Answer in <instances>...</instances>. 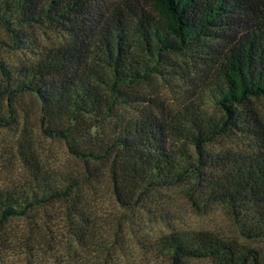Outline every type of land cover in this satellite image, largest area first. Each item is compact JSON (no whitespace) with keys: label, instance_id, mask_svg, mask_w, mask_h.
Returning a JSON list of instances; mask_svg holds the SVG:
<instances>
[{"label":"trees","instance_id":"1","mask_svg":"<svg viewBox=\"0 0 264 264\" xmlns=\"http://www.w3.org/2000/svg\"><path fill=\"white\" fill-rule=\"evenodd\" d=\"M100 1L0 0V23L14 46L26 43L18 29L25 25L46 24L69 37L28 66L0 62L6 102L29 95L38 100L43 117L62 121L83 115L103 121L115 115L117 99L134 100L123 88L143 78L149 56L163 57L206 39L224 41L225 51H205L217 65L219 118L185 109L167 122L148 111L120 120L100 149L113 155L107 177L121 206L135 205L150 190L192 179L207 199L232 209L242 236L264 240V128L249 106L251 98H264V0H147L157 17L125 2L106 11ZM92 48L103 67L91 61ZM232 130L251 137L253 150L206 153L204 144ZM188 146L196 149L197 159ZM32 180L0 190V228L8 219L54 201L76 207L88 183L74 176L49 179L38 170ZM75 209L87 221L81 207ZM155 249L168 264L207 257L224 264H261L255 250L210 231L171 232L155 241Z\"/></svg>","mask_w":264,"mask_h":264},{"label":"rangeland","instance_id":"2","mask_svg":"<svg viewBox=\"0 0 264 264\" xmlns=\"http://www.w3.org/2000/svg\"><path fill=\"white\" fill-rule=\"evenodd\" d=\"M123 2L143 7L157 17L147 0L99 3L110 11ZM18 29L26 37L21 47L13 45L8 30L0 23V62L4 66H28L44 51L69 40L65 33L46 24ZM225 46L224 41L206 39L183 50L164 52L163 57L149 56L143 78L123 88L134 100L125 103L117 99L115 115L103 121L83 115L62 121L43 117L38 100L29 95L17 96L8 104L1 91L4 79L0 71V190L33 182L35 170L49 179H88L79 192L82 203L76 207L70 201H54L25 216L8 219L0 228V264H168L156 251L155 241L171 232L194 231H210L251 248L264 264V240L242 236L232 209L207 199L192 179L150 190L135 205L121 206L112 195L107 177L113 155L100 149L120 120L139 118L148 111L167 122L184 115L185 109L219 118L221 111L214 102L217 65L207 60L205 51L223 52ZM91 52V61L102 66L97 48ZM249 106L264 128V98H251ZM254 146L251 137L232 130L203 147L215 156L225 152L245 154ZM188 150L197 159L196 149L188 146ZM80 207L87 221L77 216L75 208ZM185 264L224 263L207 257L186 259Z\"/></svg>","mask_w":264,"mask_h":264}]
</instances>
